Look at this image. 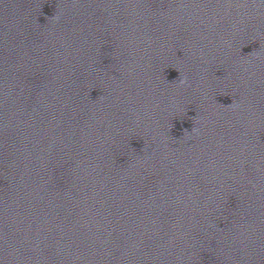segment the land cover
Masks as SVG:
<instances>
[{"label":"clouds","instance_id":"9594fccd","mask_svg":"<svg viewBox=\"0 0 264 264\" xmlns=\"http://www.w3.org/2000/svg\"><path fill=\"white\" fill-rule=\"evenodd\" d=\"M59 17L58 16H56V17H53V19H58ZM187 81H186V78H181L180 80H179V83L180 84H185ZM231 107H234L235 106V101H233L232 102V104L230 105ZM191 131L192 132H195L196 131V129L193 127L192 129H191Z\"/></svg>","mask_w":264,"mask_h":264}]
</instances>
